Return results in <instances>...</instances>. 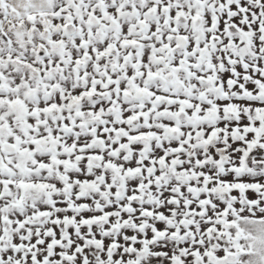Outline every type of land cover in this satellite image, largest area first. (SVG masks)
<instances>
[{
  "label": "snow or ice",
  "instance_id": "snow-or-ice-1",
  "mask_svg": "<svg viewBox=\"0 0 264 264\" xmlns=\"http://www.w3.org/2000/svg\"><path fill=\"white\" fill-rule=\"evenodd\" d=\"M0 264H264V0H0Z\"/></svg>",
  "mask_w": 264,
  "mask_h": 264
}]
</instances>
